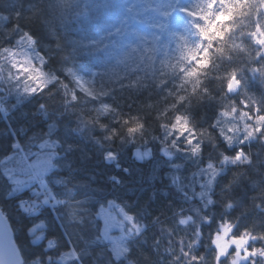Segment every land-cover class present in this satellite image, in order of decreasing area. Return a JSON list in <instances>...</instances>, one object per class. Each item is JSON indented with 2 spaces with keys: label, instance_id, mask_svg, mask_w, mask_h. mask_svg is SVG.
<instances>
[{
  "label": "trees",
  "instance_id": "16d2710c",
  "mask_svg": "<svg viewBox=\"0 0 264 264\" xmlns=\"http://www.w3.org/2000/svg\"><path fill=\"white\" fill-rule=\"evenodd\" d=\"M25 36L58 79L13 104ZM68 71H98L91 94ZM0 77V208L23 264H233L237 248L213 242L221 223L264 252V0H0ZM48 140L49 203L28 212L41 194L1 159ZM238 153L248 161L224 167L211 202L195 197L196 172ZM109 201L142 226L119 258L101 237Z\"/></svg>",
  "mask_w": 264,
  "mask_h": 264
},
{
  "label": "rangeland",
  "instance_id": "374dc122",
  "mask_svg": "<svg viewBox=\"0 0 264 264\" xmlns=\"http://www.w3.org/2000/svg\"><path fill=\"white\" fill-rule=\"evenodd\" d=\"M12 65L14 67L13 75L9 79L12 82L14 91L13 104H19L22 99L29 96L47 85L51 84L58 77L48 72L44 67V57L33 46V41L29 36L22 37L19 41V49L15 50L12 55ZM11 66V64H10ZM98 71H91L86 74L68 71L67 76L75 81L77 88L91 94V86L97 77ZM1 78V77H0ZM8 78L4 81L7 84ZM180 126L187 131L186 144L193 150L198 149L195 142V136L189 129L186 120H180ZM224 140L228 144H232L231 138L226 137L225 132H221ZM19 144H15L13 152L7 157L1 159V164L6 172V175L11 182L19 189L32 188L33 194H41V199L34 197L30 201L22 204V208L28 212H37L38 206L43 203H49L50 195L46 191L44 185V176L53 168V160L57 153L55 143L53 141H45L39 144L34 149H27ZM141 157L140 153H136ZM148 153H145V156ZM107 159L111 160V154L107 155ZM248 158L238 153L233 157L225 156L217 163H207L195 174V184L197 188L194 190V196L211 202V189L214 180L223 171L227 164L236 162H247ZM98 216L101 219V237L112 248L116 258L122 257L126 251L125 241L131 235L138 233L142 226L137 224L131 215L112 201H109L105 206L98 211ZM42 224L36 226L41 228ZM43 233L36 232L33 240L38 241L42 238ZM250 235L242 238L230 236V227L228 223H221L219 230L214 235V244L218 249L219 254L230 247L237 248V255L233 264H239L249 258L250 255L259 253L264 258V252L258 250H249L246 246ZM243 254V255H242ZM74 257V253L70 250L64 252L57 258L58 262L65 263Z\"/></svg>",
  "mask_w": 264,
  "mask_h": 264
},
{
  "label": "water",
  "instance_id": "95a60500",
  "mask_svg": "<svg viewBox=\"0 0 264 264\" xmlns=\"http://www.w3.org/2000/svg\"><path fill=\"white\" fill-rule=\"evenodd\" d=\"M0 264H23L15 243L13 231L6 215L0 208Z\"/></svg>",
  "mask_w": 264,
  "mask_h": 264
},
{
  "label": "clouds",
  "instance_id": "9594fccd",
  "mask_svg": "<svg viewBox=\"0 0 264 264\" xmlns=\"http://www.w3.org/2000/svg\"><path fill=\"white\" fill-rule=\"evenodd\" d=\"M29 231H31V230H29ZM48 259H49V261H50V260H51V257H49Z\"/></svg>",
  "mask_w": 264,
  "mask_h": 264
}]
</instances>
